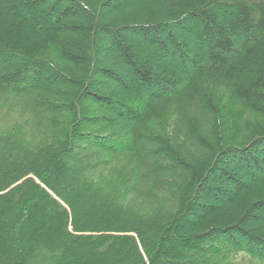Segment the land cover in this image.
<instances>
[{
  "label": "trees",
  "instance_id": "1",
  "mask_svg": "<svg viewBox=\"0 0 264 264\" xmlns=\"http://www.w3.org/2000/svg\"><path fill=\"white\" fill-rule=\"evenodd\" d=\"M0 264H264V0H0Z\"/></svg>",
  "mask_w": 264,
  "mask_h": 264
}]
</instances>
